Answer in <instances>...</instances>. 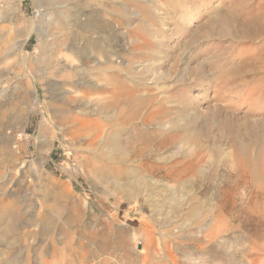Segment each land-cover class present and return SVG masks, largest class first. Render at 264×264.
<instances>
[{
  "label": "rangeland",
  "instance_id": "rangeland-1",
  "mask_svg": "<svg viewBox=\"0 0 264 264\" xmlns=\"http://www.w3.org/2000/svg\"><path fill=\"white\" fill-rule=\"evenodd\" d=\"M106 2L0 0V264H264V0Z\"/></svg>",
  "mask_w": 264,
  "mask_h": 264
},
{
  "label": "bare ground",
  "instance_id": "bare-ground-1",
  "mask_svg": "<svg viewBox=\"0 0 264 264\" xmlns=\"http://www.w3.org/2000/svg\"><path fill=\"white\" fill-rule=\"evenodd\" d=\"M54 1H56V0H44V5H42V9L45 12L44 13L45 15L43 16V18L44 17L47 18L54 25H59L61 27H65V23L64 22H65V19L68 17V16H66L65 12L59 10V8L49 9V7H51V5H53ZM79 1H83V0H79ZM86 1L87 2H93L94 0H86ZM102 1H103V8L100 11V13L102 15H104L103 16L104 18L102 20V25H103V27H106L107 25H109L108 17L110 16L111 7H110L109 3L106 2V0H102ZM107 1H109V0H107ZM53 7H55V6H53ZM104 32H106V31H104ZM17 34L22 36V33H21L20 30L17 32ZM99 36H101V35H99ZM26 43H27V40L19 43L20 59H21V63L26 68L27 75H30L28 77L30 79H28L26 81L27 84L29 86H31V87H36V80H35V77L33 76V71L31 70V68L29 66L28 57H27V55L25 53V45H26ZM118 44H116V45H118ZM43 48L45 50L42 53L43 57L40 58V60H39L40 64H46L47 63L46 60L48 59L46 57L44 58V56H46L47 53L49 52V50L46 49L47 48L46 44H43ZM117 95H118L117 96L118 101L122 102V99L125 96V89L122 88L121 90H118ZM127 104H128V102H127ZM123 115H124V110L120 113V116L123 117ZM132 116H133V113H131L130 116H128V117H123V119L132 118ZM25 117H26V112H25L24 109H22V110H19L16 113L12 114L10 120L13 121L14 123H22L24 121ZM58 117L60 118V122H62L61 124L66 123V124H68V126L71 125V124H76L77 123L76 121H79L77 118L76 119L72 118V116L66 117L65 116V112L63 110H59ZM139 122H141V121H139ZM78 126H79V128L80 127L88 128V129L93 128L90 131L94 134V137L96 139H99L101 141L103 140V138H104L103 136L106 133V128L103 127L102 125L98 124V123L84 121V122H81ZM39 130H40L39 131V135H38V137L36 139L37 148H38V151H39V156H38L37 161H38L40 169L43 170L44 164L49 159V154H50V151H51V148H52V146L54 144V140L55 139L51 135L50 130H49L48 126L46 125V123H44V122L41 123L39 125ZM81 130L82 129H80V130L76 129L75 132H73V134L74 135H80ZM0 138H1L0 141L2 142V148H3L2 151H4L5 156H7L5 159L9 160L12 157L11 153H10L11 152L10 151L11 150V141L8 140V138H6L4 136V134H1ZM108 145L111 148L112 152L122 153L123 146H122L121 142L119 141V139L117 137L111 139V141H110V143H108ZM0 161H1V158H0ZM246 167L250 168V171H251L252 174L257 172L256 165H255V163L252 160L249 162V164L247 166H246V164L244 165L243 163H241L240 165L237 166V170H239V171L246 170ZM259 184H260V190H259V192H258L256 197L259 198L261 203H259V201L253 202L252 205L250 206V213H251L252 216L256 217L260 221H264V202L261 201V198L264 199V181L262 180V183L259 182ZM6 215H12V216L16 215V209L14 208V205L12 203H7V205L4 207L3 211H0V217H4ZM217 217H219V215H217Z\"/></svg>",
  "mask_w": 264,
  "mask_h": 264
}]
</instances>
